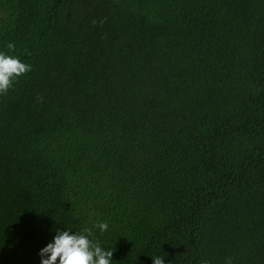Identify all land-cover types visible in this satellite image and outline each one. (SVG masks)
<instances>
[{
  "label": "trees",
  "instance_id": "16d2710c",
  "mask_svg": "<svg viewBox=\"0 0 264 264\" xmlns=\"http://www.w3.org/2000/svg\"><path fill=\"white\" fill-rule=\"evenodd\" d=\"M0 51V264H264V0H0Z\"/></svg>",
  "mask_w": 264,
  "mask_h": 264
},
{
  "label": "clouds",
  "instance_id": "9594fccd",
  "mask_svg": "<svg viewBox=\"0 0 264 264\" xmlns=\"http://www.w3.org/2000/svg\"><path fill=\"white\" fill-rule=\"evenodd\" d=\"M7 49L15 45L8 43ZM32 70L31 64L23 62L18 56L0 51V95L7 94L18 79ZM107 222L101 221L92 227H83L75 232L70 229H57L52 240L38 255L40 264H112L113 251L94 238L93 229L100 232L108 230ZM153 264H165L160 256H150ZM225 264H233L232 258L225 259Z\"/></svg>",
  "mask_w": 264,
  "mask_h": 264
},
{
  "label": "bare ground",
  "instance_id": "6f19581e",
  "mask_svg": "<svg viewBox=\"0 0 264 264\" xmlns=\"http://www.w3.org/2000/svg\"><path fill=\"white\" fill-rule=\"evenodd\" d=\"M117 52V51H116ZM116 55V54H115ZM121 56V55H120ZM94 117V116H93Z\"/></svg>",
  "mask_w": 264,
  "mask_h": 264
}]
</instances>
